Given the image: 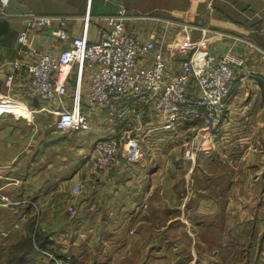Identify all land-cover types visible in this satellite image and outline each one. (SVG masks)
<instances>
[{
    "label": "rangeland",
    "instance_id": "rangeland-1",
    "mask_svg": "<svg viewBox=\"0 0 264 264\" xmlns=\"http://www.w3.org/2000/svg\"><path fill=\"white\" fill-rule=\"evenodd\" d=\"M161 24L167 27L157 29V44L169 58L182 59L192 51L199 35L190 31L187 20L168 17ZM43 117L45 144L35 152L37 175L68 177L86 168L94 141L108 132L105 113H99L100 123L92 121L91 131L63 133L52 130V116ZM241 117L230 113L222 126L228 151L236 155L233 161L212 163L199 153L186 159L181 142L169 143L166 137L155 139L156 146L148 138L137 160H125L116 169L130 178L110 179L99 187L90 183L77 196L73 216L63 202L57 203L48 228L35 224L48 217L44 211L59 192H50L51 199L32 194L35 206L18 211L0 206V264H54L27 257L38 245L55 257L69 256V264H264V161L252 153L253 146L264 152V111L251 114L245 130L238 124ZM254 120L260 127L255 123L253 132L249 123ZM245 136L258 143L240 145ZM171 166L177 196L168 203L162 201L159 181ZM219 170H231L234 184L223 193L208 194L209 175Z\"/></svg>",
    "mask_w": 264,
    "mask_h": 264
},
{
    "label": "built area",
    "instance_id": "built-area-1",
    "mask_svg": "<svg viewBox=\"0 0 264 264\" xmlns=\"http://www.w3.org/2000/svg\"><path fill=\"white\" fill-rule=\"evenodd\" d=\"M9 3L10 0H0V17L8 15ZM136 17L140 16L127 13L120 5L114 15L107 17L108 27L99 33L100 38L91 40L89 26L93 17L88 7L80 32L54 52L30 45L28 34L51 28L55 36L66 40L70 36L69 17L27 11L16 35V57L0 62L2 112L32 124L40 114L52 116V130L59 133L91 131L92 121L100 123L98 115L105 113L103 122L110 131L98 137L90 149L88 180L99 179L125 160H137L148 138L156 146V140L166 137L169 143L181 142L186 159L207 153L216 143L236 96V73L247 62L240 52H213L200 45L174 61L158 47L156 31L141 34L127 25ZM250 45L264 63V48ZM20 108L26 114L15 112ZM86 182L87 178L70 188L66 205L70 214H75L74 199L86 189ZM0 206L18 211L20 206L35 203L31 197L14 198L0 192ZM45 224L38 219L35 227L43 230ZM17 225L18 222L14 224ZM38 250L47 262L69 264V256L58 258L46 249Z\"/></svg>",
    "mask_w": 264,
    "mask_h": 264
},
{
    "label": "crops",
    "instance_id": "crops-1",
    "mask_svg": "<svg viewBox=\"0 0 264 264\" xmlns=\"http://www.w3.org/2000/svg\"><path fill=\"white\" fill-rule=\"evenodd\" d=\"M120 5L126 8L127 13L140 16L127 21V25L130 27L141 26V30H139L141 34H144L146 30L157 31L160 27L166 28L167 26L162 25L161 21L168 17L181 18L188 21L190 31L194 29L198 33L199 37L196 39L195 46L200 45L209 51L219 53L233 50L244 54L247 57V62L234 78L236 96L233 98L226 116L230 113L231 116L240 114L242 117L238 124L245 130L244 125L250 118L249 116L257 115L261 110L264 111V63L259 59L257 50L250 45L254 44L264 48V0H10L7 9L8 15L0 17V62L16 57L19 49L16 35L23 27L21 17L27 11L62 14L69 17L70 36L66 40H60L53 34L51 28H44L38 32L32 31L28 34L27 40L30 45L57 52L70 42L71 37L80 32L82 19L88 7L93 17L89 26V37L91 40H96L100 38L99 33L108 27L107 17L114 15ZM158 47L160 46L158 45ZM172 59L177 61L179 58L173 57ZM3 90L4 87L0 82V92ZM14 91L16 94L18 93L19 98H22L16 87ZM15 112L26 114V111L21 108L15 109ZM43 118V115L40 114L35 124H32L22 117L21 119L16 118L8 112L0 111V192L14 198L25 196V194L30 195L31 198H37V194L41 196L47 194V199L50 198V192L53 194L59 192L58 198L50 201L48 210L51 211V214H47L48 210L44 211L46 216L48 215V217H44L45 227L48 228V223L52 220L50 216L56 211L54 210L55 205L59 202L67 205L70 188L77 181L87 178V186L90 183L98 182L96 187H99L110 179L115 180L119 177L128 179L130 177L124 175L123 172H118L117 167L103 173L99 179H94L95 181L88 180L85 165L76 169L68 177L62 175L38 176L34 171L38 161L35 152L37 149H42L45 144L43 135L46 130L40 123ZM255 123L259 128V121L255 122L254 120L249 123L253 132ZM224 138L221 127L213 147L207 153L199 154H203L212 163L233 161L236 155L229 153V146ZM252 140L258 143L257 138L253 137L250 140L245 136L243 140L239 141V144L250 147L254 145ZM252 153H256V157L260 156V160L264 161V152L261 149L257 150L253 146ZM250 156V153L242 155L244 158ZM238 158H240L239 155ZM23 168L26 169L25 173H23ZM172 168V166L168 167L169 171L159 181L162 201L168 203L176 201L177 196ZM118 173L119 175H117ZM232 173L231 170L227 172L219 170L215 171L216 175L214 176L211 172L206 192L208 194L223 193L231 188L235 181ZM63 181H66V185ZM51 185L53 187L50 189ZM23 207L19 208L22 210ZM58 215L59 213L56 214L55 219ZM54 239L56 238L54 237Z\"/></svg>",
    "mask_w": 264,
    "mask_h": 264
},
{
    "label": "trees",
    "instance_id": "trees-1",
    "mask_svg": "<svg viewBox=\"0 0 264 264\" xmlns=\"http://www.w3.org/2000/svg\"><path fill=\"white\" fill-rule=\"evenodd\" d=\"M39 248H43V249H44V247L38 245V246L34 249V252H33V253H31L29 256H27V254H29V253H27L26 256L29 257V258H31V259H37V258H40V259H41V255H40V252H39V250H38ZM26 256H25V257H26Z\"/></svg>",
    "mask_w": 264,
    "mask_h": 264
}]
</instances>
